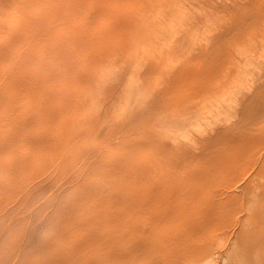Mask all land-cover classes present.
Here are the masks:
<instances>
[{"label": "rangeland", "instance_id": "rangeland-1", "mask_svg": "<svg viewBox=\"0 0 264 264\" xmlns=\"http://www.w3.org/2000/svg\"><path fill=\"white\" fill-rule=\"evenodd\" d=\"M47 1L34 0L30 4L34 13L47 15L44 22L51 26L49 38L61 42L66 34H70L72 40L77 41L83 36L86 41L84 44L68 43L69 47L62 51L50 49L48 55L55 53L49 59L55 57L52 60L62 61L59 68L62 69L63 64L62 70L70 71L72 76L47 86L49 93L44 99L24 98L16 91L18 89H6L14 75L10 79L0 73V88L3 86L0 89V97H3L0 101V264H147L155 254L149 255L150 248L145 252L142 249L147 248L146 243H152L156 228L157 233L162 234H159L161 237L156 234L158 237H153V241L160 237L166 250L161 247L157 254V249L153 248L156 250L153 253L165 254L169 248L166 245L174 246V240L170 242L175 232L172 225L174 207H160L165 216L173 213L172 219L164 217L156 228L152 227L157 220L154 218L157 211L145 205L147 212L141 208L144 213L137 212L139 208L131 204L134 195L128 196L125 190V196L124 189L134 176L142 175L146 180L149 176L159 187L162 178L174 180L177 175L184 179L187 173L213 165L208 157L200 158V161L190 156L185 162L184 156L190 155L189 151L192 155L201 150L204 146L200 139L202 131L209 130L216 121L224 120L225 112L218 113L217 109L231 102L238 87L250 82L247 71H241L239 76L236 74L237 68H233V63L227 59L230 56L223 43L233 42V54L239 59L249 53L248 49L240 48L233 41L234 33L223 34L221 37L225 39L222 40L212 31L214 25L229 19L243 0H72L79 7L78 13L74 14L65 9L71 0ZM22 2L0 0V10L5 12H1L4 13L2 17L0 13V43L3 45L6 41L3 47L12 40L23 39L28 29ZM42 2H46L45 5ZM213 10H222L223 14ZM60 25L66 28L61 30ZM45 32L42 37L47 35ZM218 38L220 43L217 44ZM211 39L217 46L209 44ZM26 43L20 47H26L27 56L38 49H34L38 44ZM249 46L258 57L264 53V42ZM21 48L17 51L21 54L19 58L23 57L21 64L24 65L23 62L30 61L24 51L21 53ZM203 51L214 57L212 54L205 56L207 53L201 56ZM0 59L1 63L3 59ZM19 62L18 67L21 66ZM16 65L13 64L14 70ZM215 65L218 74H222V87L205 91L209 86L203 79L207 69ZM4 66L0 72L3 69L7 73L9 69L6 71ZM9 66L12 72H8L15 73ZM185 68L195 75L198 72L199 80L194 74L189 76ZM247 69H252V65L246 63L244 71ZM4 90H7L6 95ZM259 103L261 108H258ZM255 105L258 131L263 132L264 99H258ZM244 123L240 124L239 130H234L235 125H231L234 128L227 126L226 132L245 134ZM253 139L257 143L255 156L250 160L245 157L249 161L245 159L244 166L241 164L243 167L229 168L232 174L234 170L238 172L240 185L255 173L256 157L258 161L263 158L264 133L254 135ZM224 143L220 141L217 146L221 147L220 151L218 148L214 151L215 154L221 152L220 160L228 148L233 150L228 152L230 158L234 156V149L230 145L225 147L227 144ZM220 171L219 167L216 175H221ZM239 205L228 216L226 214L224 221H219L221 227H213L210 231L208 242L214 240L209 244L215 246L216 253L208 259V264H264V257L256 259L258 252H252L257 250L256 245L249 246L253 243L252 238L247 237L250 230L245 231L251 220L247 217L249 203L243 207ZM128 210H133V219L130 212L125 214ZM114 215L115 221L112 220ZM126 216L132 220H127ZM170 219L171 225H166ZM249 227L254 231L251 222ZM119 232H125L126 236L119 237L112 246ZM243 232L247 233L246 238L241 234ZM137 242L145 243L141 249L137 248L141 253L135 250ZM157 242L152 243L154 247L160 246L161 242ZM247 246L251 249H246ZM169 249L172 252H167L170 255L165 254L164 258L171 260L168 262L155 256L160 261L154 259L155 263L175 264V249Z\"/></svg>", "mask_w": 264, "mask_h": 264}, {"label": "bare ground", "instance_id": "bare-ground-1", "mask_svg": "<svg viewBox=\"0 0 264 264\" xmlns=\"http://www.w3.org/2000/svg\"><path fill=\"white\" fill-rule=\"evenodd\" d=\"M22 1H23L22 2L23 5H24L23 17L28 22V24H27L28 29H26V31H25V34H24L25 36L23 35L24 38L20 39L19 41H17V40L13 41L12 40L13 43H11L12 41L8 42V44L5 47H3V46L6 43V41L3 45H2V43H0L1 44L0 50L1 51L4 50L3 53L0 52V57H2V59H3L0 64H2L3 66L6 65V68H7V69H5L6 71L8 69H9L8 71H10V68H8L7 65L9 66L12 64V66H9V67H12V69H13V71H15V73H10L12 71H10V72L7 71V73H6L5 71H3L4 68L2 65H0V70H1V68H3L2 72H0V73L4 78H10V77H13V75L15 77V78L13 77L12 79L10 78L11 79L9 81L10 84L7 85L6 89H18L16 91L19 92L20 94H22V96L24 98H30V99L31 98H33V99L43 98L44 99L46 94L49 93L47 86H50L51 84H53L55 82H56V84H58V82H61L64 79L67 80V79L71 78L70 76H72L70 71L65 72L62 70L64 67V66L62 67L63 64L61 65L62 69L59 68V65H60L59 62L63 63L62 61H60L58 59H56L57 61L52 60L55 57H53L50 60L49 59L51 57L50 55L55 53L56 50L57 51L65 50L66 47H69L68 43L72 44L75 41V39L72 40L70 34L69 35L66 34L65 37L62 38L61 42L60 41L53 42L51 40L53 37L50 36L51 38H49V35H50L49 31H50L51 26L48 27V25L44 22L47 15L45 13L36 14L33 12V10L31 9L32 5L30 3H31V1H34V0H22ZM56 1L54 0L53 2H56ZM73 2L74 1H72V0L69 1V4L66 5V7H65V9H67L68 13H70V14L72 12L74 14L75 12L78 11L77 8H79L78 5L77 4L75 5V3H73ZM173 2H174V0H173ZM42 3H44L43 5H45L46 2H42ZM234 4H232V6ZM229 5H231V4H229ZM174 7H175V4H174ZM212 7H213V5H212ZM226 7H228V6L226 5ZM220 8H219V10H220ZM228 8L231 9L230 6ZM234 8H232V9H234ZM214 9H216V8H214ZM234 10H237V11H234ZM234 10H232V11H234V13H232V11H231L232 15H230V16H229V13H227L229 16V19L228 18L225 19L226 21H224V22L220 21V25L219 24L214 25V27L212 28V31H213V34L216 32L217 35H220L218 37H221V36L223 37L224 36L223 34H225L227 32L231 33V34L234 33V36H232L234 38L233 41L237 42V45H239L240 48L245 47L248 49L247 52H249V53L247 55H244L245 61H243L244 58L239 59L236 56H234V54H233L234 52L232 51V49L234 47L233 42L228 43L227 41H225L223 43L227 46V47L224 46V48L227 50L228 56H230L227 59L229 60L230 63H233V65L236 66L235 67L232 65L233 68H235V69L237 68L236 74H238V76H239V75H241V71H242V73H245L247 71V73L251 76L249 79L250 82H249V84H245L246 87H244L245 85L238 87L236 93L230 98L231 102H228V103L224 104L223 106H221L217 109L218 113L222 112V111L225 112L224 120H223V122H217L216 121L214 124L209 126L210 127L209 130H203L202 131V133L200 134V139H202V144H204V146L202 145L201 150L197 151V153L194 152L197 155H195L194 153L191 155V151H189L190 153L189 152L188 153L190 155H188L186 153L184 156V159L186 158L185 162H187V159L190 156H193L194 158H199V160H200V158L205 159V157L206 158L208 157V158H211L213 165L208 167V168L205 166L204 168H206V169L201 168V169H198V171H192V173H190V174L187 173L188 176H186L184 179L181 178V176L178 177L177 175L174 177V180H172V178H162L161 177L163 180H162V182L160 181L161 184H159V182H158V185H160L159 187H157V185H155V182L152 181L153 179L151 180L149 178V176H148L147 180L142 175L134 176V178H132L131 181L129 180V182H127L130 185L128 184L129 186H127L124 189V193H125V190H127L126 192L128 193V196L134 195L133 197H135V199L133 200V198L131 197L133 202H131V200H130V202L132 205L133 204L135 205V208L136 207H137V209L139 208L137 210V212L140 210V208L142 209V211H143V209H145V211H146L147 206L149 207V209L152 207L153 209H151V210L157 211V213H155V215H154L155 217L154 216L151 217L152 219H153V217L157 219L156 221L153 220L155 222L152 221L154 224H152V222H151L152 227L156 228V226L159 225L160 221L162 222L165 219L171 218L170 215L173 214V213L169 214L170 210L165 209V210H168V212H169L165 216L166 213H164L163 210L160 212V210H159L160 207H166V208L174 207V215H172V217L174 216V218H173L174 223L172 225H174V231L175 232H174V239H170V242L171 241L173 242V240H174V246L171 244L172 246L166 245V247H169V248L172 247L173 250L175 249L174 250V254H175L174 263L175 264L176 263L182 264V262L187 263V264H199L200 262H203V261L204 262L207 261L206 264H208V259L211 258L212 256H214L216 253V251L214 250L215 246L213 247L211 244H209V243H213L214 240L211 242V240H212L211 239L208 242V240L210 239L209 236L211 234L210 231L213 229V227L214 228H217L218 226L221 227L222 226L221 222L224 221L223 219L229 215V212L231 213V211L233 209H235L236 206H238L239 204H240L239 206L243 207L248 201H249L248 202L249 206L247 209H249L248 211H250V214L247 217H249L251 219L250 220L251 225L254 227V228L251 227L252 230L254 229V231H251V229L249 227L250 222H248V225L246 226L247 230H245V231L250 230V231H248L249 235H247V237L248 238L251 237L252 239L251 238L250 239L253 240L252 241L253 243L251 242L252 245H249V241H248V245L251 247L256 245L257 250L256 251L251 250L253 253L258 252V253H256L258 255L255 256L256 259L259 257H261V258L264 257V252H263L264 251V226L262 225V224H264L263 223L264 222V217H263V215H264V152H263V158L260 159L259 161L257 160L259 158L256 157L255 161H257L256 162L257 163V165H256L257 169H256L255 173L250 177L249 180L247 179V181H244V183L241 185L238 184V182L240 181L238 179V176H239L238 172H236L234 170V172H233L234 174H232V173H230V169H229V168H232L231 166H233V169L237 168L238 167L237 165L241 166V164H242L244 166L246 161H245V163H243V161L245 159H247L245 157H248V159L250 160L251 158H253L255 156V154H256L255 153L256 152L255 147H256L257 143L254 142L253 137H254V135L264 133V131L263 132L258 131L259 130V127L257 124L258 110H256V105H255V101H257L258 99H264V53L260 54L261 57H258L255 53H253L251 51V46H249L251 44L255 45L258 41L264 42V0H243V3L238 4L237 9H234ZM63 11H62V13H63ZM140 11H142V9ZM214 11L216 13L220 12V11L213 10V12ZM1 12H4V11L0 10V13ZM221 12H222V10H221ZM3 14L1 15V17L3 16ZM70 14H69V16H71ZM222 14H223V12H222ZM218 15H220V14H218ZM222 17L223 16H221L220 18H222ZM73 18H75V17H73ZM224 18H225V16H224ZM65 20H64V22H65ZM58 24H60V23H58ZM13 26H14V24H13ZM208 27H210V26H208ZM63 28H66V26L60 25V29L63 30ZM55 30H57V29H55ZM8 31H10V29ZM8 31H5V32H8ZM1 32L4 33V30H2ZM43 32H45L44 34L45 35L47 34L48 36L46 35V36L42 37L41 34ZM231 34H229V35H231ZM10 35H13V34L10 33ZM19 35H21V33ZM73 35H75V34L73 33ZM2 36H4V35H2ZM40 37H42V38H40ZM212 37L214 38L213 35H211V38ZM222 37L220 39H222ZM228 37L229 36H227L226 38H228ZM9 38H11V37H9ZM13 39L15 40V38H13ZM41 39H43V41H41ZM224 39H222V40H224ZM22 40H24V43ZM76 40L77 41H75V42L77 44L78 43L84 44L86 41V40H84L83 36L77 38ZM214 40H215V38H214ZM218 40H219V38H218ZM218 40L216 39V41H218ZM26 41H31V43L34 42L33 44L36 43V45L38 44V46H39V47L38 46L34 47V49L35 48H38V49L36 51H34L32 54H29L28 56H27L28 53H26L28 51H24V49L26 47L24 49H22L20 47L23 44H27ZM211 41H212V39L210 40L209 44L210 43L213 44L214 41H212V42ZM226 42H227V44H226ZM9 43H10V45H9ZM218 43H220V40H219V42H217V44ZM71 44H70V46H71ZM217 44H215V45L213 44V45L217 46ZM214 46H213V48H214ZM208 47L209 46H206V48H208ZM19 48L22 49V50L20 49L21 53L23 51H24L23 54L26 53L25 57L29 58L28 61H30L29 62L30 64L26 63V62H23V63H25L24 65L21 64L22 63L21 60L23 59V57L21 56L22 58L21 59L19 58L21 55V54L19 55V51H17V50H19ZM27 48H29V47H27ZM50 49H54L55 52H52L51 54L49 53L50 55H48V52L50 51ZM206 50H209V48ZM216 50H219V49L216 48ZM207 52H205V53H207ZM29 53H31V52H29ZM205 53L203 51V54H201V56L204 55ZM211 54L207 53L205 56H208V55L210 56ZM212 57H214V55ZM59 58L62 59L61 57H59ZM18 60H20L19 63L21 64V66L23 65L24 67H21V66L18 67L19 66V64L17 63ZM15 63L17 64L15 66L16 70H14V66H13V64L15 65ZM208 63H206V64L208 65ZM246 63L251 64L252 69H247L244 71ZM28 64L30 65V67ZM26 66H28V68ZM228 68H230V66ZM185 69H186V72H189V70H187L188 68H185ZM190 71L195 72L197 70H190ZM207 71L208 72H206V76L203 80H205L204 84L206 86H209V87L205 88L204 90L205 91H206V89H208L207 91L213 90L214 87L216 88V86L221 88L222 82L220 79L222 78V74L221 73L218 74V67L215 65V66L207 69ZM228 71L230 72V70H228ZM8 73H10L12 75L9 76ZM189 73H190L189 76H193L191 74H194L192 72H189ZM189 73H186V74H189ZM196 73L198 74V72H196ZM231 73H230L231 75L234 74L232 71H231ZM189 76L187 75V77H189ZM229 77L230 76H228V78ZM189 78H191V77H189ZM198 80H199V78H198ZM9 82H6V83H9ZM53 85H55V84H53ZM1 88H3V86ZM205 91H203V92H205ZM2 92H3V94H5L7 92V90H4ZM0 94H2V93H0ZM1 98H3V97H0V101H2ZM261 107H262V104L259 103L258 108H261ZM200 112L201 111H199V113ZM262 112H264V111H262ZM207 114H208V112H207ZM201 115H203V114H201ZM200 116H199V118H200ZM244 121H245L244 127L245 128L247 127V130L244 129L245 131H247V132H245V134H242V135L235 134L236 131L234 133L232 132V134L229 132H226V131H228L227 129H229V128H227V126L231 128L235 125L236 128H234L235 127L234 126L233 127L234 130H237V129L239 130L240 124ZM231 125H233V126H231ZM196 138H198V137H196ZM221 138H223L222 139L223 142L225 141V143L227 144V146H225V147H228L230 145L229 147H232L234 149V152H233L234 156L231 155L232 158H230V154H229L233 151V150L230 151L231 148H230V150H228L229 148L228 149L226 148L227 152H226L225 156H223L224 155L223 153H222L223 155L221 154L224 157L223 158L221 156L223 158L222 160H220L221 158L219 156V153H221V152H217L215 154V152H214L216 150L215 148H218L217 147L218 144L220 143V141H222V140H220ZM220 148L221 147L218 148L219 151H220ZM199 149H200V147H199ZM179 153H182V152H179ZM260 154H262V153H260ZM260 154H259V156H261ZM182 155H184V152ZM182 155H180V158L182 157ZM227 155L229 158L226 157ZM204 161H207V159ZM203 162H202L203 165L209 164L208 162H206V163H203ZM218 163H220V164H218ZM253 163H255V162H253ZM243 166H241V167H243ZM256 166H255V168H256ZM219 167L221 170L220 173H222V174L216 175V173H217L216 171L219 170ZM209 168L211 170L207 171V169H209ZM255 168H253V169H255ZM232 171L233 170H231V172ZM253 171L251 172V174L253 173ZM225 172H227V173H225ZM213 173H215V174H213ZM236 173L238 176L236 175ZM237 180H239V181L237 182ZM125 181H128V180H125ZM241 182H243V181H241ZM238 189H239V191H236ZM127 193H125V196H127ZM125 201H126V199H125ZM248 203L246 205H248ZM145 205H146V207H145ZM133 206H132V208H133ZM244 208H246V207H244ZM142 211L140 210V213H144ZM129 212H130V210H128V212L125 214L128 215ZM132 212H133V210H131L130 214H132ZM153 212H151V213H153ZM226 214H227V216H226ZM132 215H129V216H131L133 219L135 217L134 216L135 214H132ZM151 215H149V217ZM246 215H248V214H246ZM114 217H115V215L113 216L112 220L115 221ZM127 217L128 216H126L125 218H127ZM131 217H129L130 219L127 218V220H129V221L132 220ZM164 217H166V218L163 219ZM171 219L168 220V222H166V225L167 224L171 225V223H170ZM259 219L263 220V221H261L262 224L259 223V221H260ZM127 220L124 222L127 223L128 222ZM220 220H221V222L219 223ZM157 221H158V224H156ZM217 222H218V225H216ZM189 225L192 226V227L190 226L191 229H190ZM213 231H212V233H213ZM154 232L158 236H160L162 234V232L157 233V228L155 229ZM154 232H150V234L152 235V234H154ZM250 232H253V233H250ZM244 233L245 232H243L241 234L243 235ZM150 234H148V239H151ZM156 234H154L152 236V243H155V244L158 243L157 242L158 240H159V242H161V240H160L161 236L159 238H154V240H156V239L157 240L155 242L153 241V237H158V236H155ZM246 234H244L243 237L246 236ZM123 235L126 236L125 232H123V233L119 232L118 235H116V238H114L113 242H115V243H113L112 246H114V244H116V240L119 237L121 239ZM194 237H198V238H194ZM238 237H239V235H238ZM244 238H246V237H244ZM191 239H193V240L197 239L198 242L195 243L196 241L193 242V240H191ZM190 241H192L193 243ZM170 242H169V244H170ZM216 242H214V243H216ZM152 243L150 242L148 244L147 243L145 244V243H141V242L138 243L137 242L136 245L139 247L136 246L135 250L141 253L140 249L143 246L148 245L147 248L143 247L142 251L143 252L149 251L148 248H150L151 252H150V254H149V252L147 254H149V255L155 254V255H153L152 259L149 258L150 260L155 259V260L159 261V259H161V258H163L164 260H167V261L171 260L169 257H167L169 259L164 258L167 255L168 256L170 255V254H167V252H170V253L172 252V251H169L170 250L169 248L167 249V251L165 253L167 255H165L163 253L164 252L163 250L161 251V253H163V254L157 255V254H159L158 250L165 247L164 243H162V242L159 243L160 246H158V244H157L158 247H154L153 245H155V244H152ZM143 244H145V245H143ZM149 244L150 245L152 244V245L149 246ZM218 245L220 246V244H218ZM177 246H178V249H177ZM249 246H247L246 249H248ZM137 248H140V249H137ZM151 248L157 249L158 253L157 254L153 253L156 250L153 249V251H152ZM244 248H245V246H244ZM244 248H241V249H244ZM246 249H244V250H245L246 254L248 255L249 251H247ZM249 249H251V248H249ZM164 250H166V248ZM147 254H145V255H147ZM163 255H165V256H163ZM141 256H143V255H141ZM155 256H156V258H159V259L154 258ZM148 260H145V262ZM150 260L147 264H152V263L153 264H159V262H160L159 261L158 263L157 262L155 263V260L153 262H150ZM144 264H146V263H144Z\"/></svg>", "mask_w": 264, "mask_h": 264}]
</instances>
